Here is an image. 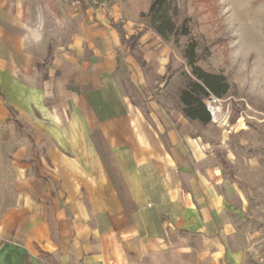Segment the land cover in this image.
Segmentation results:
<instances>
[{"label": "crops", "instance_id": "1", "mask_svg": "<svg viewBox=\"0 0 264 264\" xmlns=\"http://www.w3.org/2000/svg\"><path fill=\"white\" fill-rule=\"evenodd\" d=\"M138 31L136 45L152 30L88 4L0 0V127L26 123L35 137L39 126L47 135L28 136L14 152L16 160L41 148L35 172L14 173L12 205L0 203V264H151L181 237L180 253L197 250V241L201 264H221V199L195 169L194 159L206 154L179 134L187 122L181 114L152 105L143 112L111 74L75 90L71 107L47 104L61 50H130L124 40ZM87 66L97 78V63L93 73ZM37 113L49 122L35 123Z\"/></svg>", "mask_w": 264, "mask_h": 264}, {"label": "rangeland", "instance_id": "2", "mask_svg": "<svg viewBox=\"0 0 264 264\" xmlns=\"http://www.w3.org/2000/svg\"><path fill=\"white\" fill-rule=\"evenodd\" d=\"M106 2V8H95L116 17L120 23L134 18L152 31L130 50L122 45L114 46L111 51L73 46L61 50L58 72L52 74L50 82L55 90L47 104L53 110L61 104L71 107L75 90L86 88L92 82L102 83L101 78L111 74L122 94H127L130 102L143 112H148L152 105L171 115L181 114L187 122L181 125L179 134L182 138L190 136L206 154L205 161L193 158L195 169L221 199L220 224L224 227L221 264H264V0H174L168 9L174 30H165L162 35L145 16L151 0ZM182 24L188 27V33L175 35L174 31ZM191 42L195 45L196 65L223 75L228 83L224 95H214L219 109L205 125L186 118L179 99L180 91L192 77L184 56ZM48 52L38 64L40 70L54 51L50 48ZM111 59L113 70L108 64ZM133 61L137 69L133 64L127 66ZM96 63L97 78L91 80L87 64L92 65L93 73ZM134 74L140 75L138 80L133 78ZM45 76L49 79L47 73H43ZM37 115L35 123L49 122L41 113ZM10 123L0 127V203L3 207L14 202L11 192L16 183L14 173L35 172L34 157L41 153V148L35 146L32 157L15 160V150L28 136L38 142L47 136L41 126L35 137L30 125L13 127ZM161 136L167 142L165 134ZM181 148L188 153L184 145ZM189 153L192 156L190 149ZM187 157L191 164L190 155ZM192 244L197 250L180 253L185 249L184 237H181L171 251H162L151 264L205 262L206 259L199 257L200 243L192 241Z\"/></svg>", "mask_w": 264, "mask_h": 264}, {"label": "trees", "instance_id": "3", "mask_svg": "<svg viewBox=\"0 0 264 264\" xmlns=\"http://www.w3.org/2000/svg\"><path fill=\"white\" fill-rule=\"evenodd\" d=\"M174 0H151L149 9L146 13L147 22L159 34H163L165 30L173 31V25L168 16V9L172 6ZM175 32V35H186L188 27L184 24ZM142 31L129 35L124 44L126 47H134L141 35ZM194 42H191L185 49L184 56L191 67L192 77L187 81L186 85L180 91L179 99L182 105L183 115L190 119L196 120L202 125L208 124L211 120L209 111L205 105V98L208 94L221 97L228 90V83L223 75L203 70L196 65V56L194 51ZM10 111H13L9 107ZM17 124L20 122L14 119ZM25 264H29L26 260Z\"/></svg>", "mask_w": 264, "mask_h": 264}, {"label": "built area", "instance_id": "4", "mask_svg": "<svg viewBox=\"0 0 264 264\" xmlns=\"http://www.w3.org/2000/svg\"><path fill=\"white\" fill-rule=\"evenodd\" d=\"M70 6L78 7L83 4H88L92 7L106 8V0H65ZM218 98L214 95H208L205 101L207 110L209 111L211 117H214V114L218 111L219 107L217 105Z\"/></svg>", "mask_w": 264, "mask_h": 264}]
</instances>
